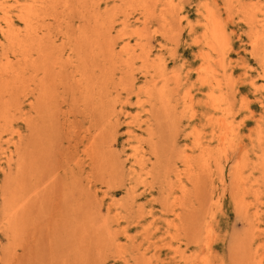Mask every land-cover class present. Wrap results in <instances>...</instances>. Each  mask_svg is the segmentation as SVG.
<instances>
[{"label":"rangeland","instance_id":"obj_1","mask_svg":"<svg viewBox=\"0 0 264 264\" xmlns=\"http://www.w3.org/2000/svg\"><path fill=\"white\" fill-rule=\"evenodd\" d=\"M251 263L264 0H0V264Z\"/></svg>","mask_w":264,"mask_h":264},{"label":"bare ground","instance_id":"obj_2","mask_svg":"<svg viewBox=\"0 0 264 264\" xmlns=\"http://www.w3.org/2000/svg\"><path fill=\"white\" fill-rule=\"evenodd\" d=\"M211 33H212V43H214V45H215V43H217V44H219L220 43V40L217 38L218 37V35L219 34H221V36L223 35V31L219 28H217L216 26H214L213 27V29H212V31H211ZM223 39H224V37H223ZM15 44V43H14ZM214 45H213V47H214ZM216 46V45H215ZM254 46L256 47V46H258V43L257 42H255L254 43ZM224 48V47H223ZM105 51V50H104ZM113 54V53H112ZM205 60H206V62H207V64H208V69L210 68V60H209V57H206L205 58ZM116 62V61H115ZM213 79V82H212V101H213V107L215 108V110L217 111V109H219V111L220 110H222L221 109V105H219V103H217V99H215L214 98V94H215V92H216V89L218 88V89H220V83L219 82H217L216 81V79L213 77L212 78ZM221 93V92H220ZM224 101V100H223ZM227 107V106H226ZM223 108V107H222ZM228 109V108H227ZM231 109V108H230ZM227 111V110H226ZM221 112V111H220ZM224 112V111H223ZM228 112V111H227ZM230 122V121H229ZM219 124H220V129L221 130H227V131H230V133L229 132H222L223 133V135L225 136L226 134H230L231 135V137H232V140H231V142L229 143V145H228V147L227 148H224L225 150H224V156L225 157H227L228 155H229V153L230 152H228L229 150H235V142H234V138H233V136H234V130H233V127H232V125H231V122H230V124H226L225 122H224V120H223V118H222V120H220L219 121ZM232 133V134H231ZM221 141H223V140H221ZM224 141H225V139H224ZM239 190V189H238ZM243 191V190H242ZM234 196V195H233ZM243 197V196H242ZM11 204V203H10ZM18 218H19V215L17 216ZM15 219V218H14ZM20 220V219H19ZM25 221V220H24ZM15 222V221H14ZM22 222V221H21ZM16 223H17V221H16ZM23 224V223H22ZM24 224H25V222H24ZM23 226V225H22ZM10 227H11V229L12 230H14L15 228H16V225L15 224H11L10 225ZM21 227V226H20ZM23 228V227H22ZM10 229V230H11ZM200 231V230H199ZM15 234V233H14ZM13 238V237H12ZM16 242V241H15ZM249 244V243H248ZM251 245V244H250ZM250 247V246H249ZM251 248V247H250ZM249 252L251 251V250H248ZM251 254V253H250ZM252 259H254L253 258V255H252V258L250 259V261H252ZM252 264V263H251Z\"/></svg>","mask_w":264,"mask_h":264}]
</instances>
